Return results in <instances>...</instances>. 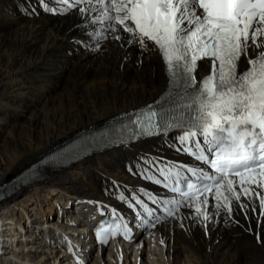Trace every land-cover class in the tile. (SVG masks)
Wrapping results in <instances>:
<instances>
[{
    "label": "bare ground",
    "instance_id": "1",
    "mask_svg": "<svg viewBox=\"0 0 264 264\" xmlns=\"http://www.w3.org/2000/svg\"><path fill=\"white\" fill-rule=\"evenodd\" d=\"M73 10L51 14L39 0H0V186L55 145L146 105L166 90L167 73L159 51L141 55L138 46L114 39L106 24L89 26ZM93 28L104 31L98 45L89 38ZM179 137L126 145L69 167L46 169L41 180L0 203V231L6 227L9 233L3 242H17L13 247L18 249L9 253L14 259L8 255L0 259L9 264H57L47 252L52 249L48 239L32 241L35 233L22 222L33 210L40 218L44 212L50 216L56 206L65 211L68 198L89 201L78 205L82 212L98 205L130 215L134 209L143 212L137 200L154 213L160 210L163 203H154L162 197L160 189L147 177L192 163L177 151ZM205 199L212 201L192 202L149 229L143 248L137 241L109 244L100 254L92 252L89 264H132V260L133 264H264V219H257L261 208H249L247 218L234 208L229 219L223 209L214 207L221 203L215 195ZM197 206L209 215L216 213L206 222L207 229L196 215ZM36 222L35 229L65 225L55 219ZM45 257L49 261H43Z\"/></svg>",
    "mask_w": 264,
    "mask_h": 264
},
{
    "label": "snow or ice",
    "instance_id": "2",
    "mask_svg": "<svg viewBox=\"0 0 264 264\" xmlns=\"http://www.w3.org/2000/svg\"><path fill=\"white\" fill-rule=\"evenodd\" d=\"M39 2L51 14L64 15L75 8L89 26L106 24L114 39L138 46L141 55L159 51L167 73L166 91L155 106H148V120L140 122L139 135L180 130V144L188 145L182 150L214 170L190 168L192 175L177 181L180 187L170 185L171 191L193 200L197 192L215 189L221 203L214 207L223 209L229 219L234 208L247 218L249 208L257 207L261 208L257 219H264V0H95V6L93 0ZM82 3L87 7H79ZM102 37L104 31L93 28L89 38L98 45ZM204 59H211V65L200 63ZM200 69L208 74L197 79ZM136 203L153 215L142 200ZM154 203H163L168 217L181 206L175 199ZM196 215L207 229L206 222L216 213L209 215L197 206ZM165 218L157 216L155 221ZM143 223L148 225V220ZM113 224L128 238L126 223ZM101 231L106 244L103 224Z\"/></svg>",
    "mask_w": 264,
    "mask_h": 264
},
{
    "label": "rangeland",
    "instance_id": "3",
    "mask_svg": "<svg viewBox=\"0 0 264 264\" xmlns=\"http://www.w3.org/2000/svg\"><path fill=\"white\" fill-rule=\"evenodd\" d=\"M74 11V10H73ZM110 36H112V35H110ZM82 179V178H81ZM83 180V179H82ZM68 184H70V183H68ZM212 200H210L209 201V203L211 202ZM49 203H50V201H49ZM46 204H48V201L46 202ZM32 208H33V206H32ZM34 208H36V210L39 208V205H37V206H34ZM22 209H20L18 212H20ZM33 212H37V211H34L33 210ZM33 212L32 211H30L29 212V215L31 214V215H34L33 214ZM53 214V213H52ZM39 214H36V216H38ZM10 244H11V246H13V245H15V244H13V242L11 243V242H9ZM39 245V244H38ZM14 251V250H13ZM132 253V255H134L135 254V252H131ZM10 255H12V254H10ZM141 257V256H140ZM7 258H9V257H7ZM12 258V256H10V258L9 259H11ZM141 260V259H140ZM17 261V263H19V261L18 260H16Z\"/></svg>",
    "mask_w": 264,
    "mask_h": 264
}]
</instances>
